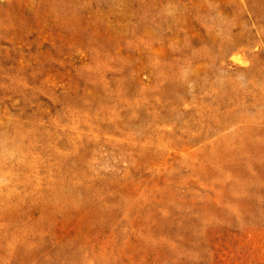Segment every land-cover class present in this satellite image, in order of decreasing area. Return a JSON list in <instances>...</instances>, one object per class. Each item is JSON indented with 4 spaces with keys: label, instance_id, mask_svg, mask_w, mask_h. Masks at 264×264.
<instances>
[{
    "label": "rangeland",
    "instance_id": "rangeland-1",
    "mask_svg": "<svg viewBox=\"0 0 264 264\" xmlns=\"http://www.w3.org/2000/svg\"><path fill=\"white\" fill-rule=\"evenodd\" d=\"M0 264H264V0H0Z\"/></svg>",
    "mask_w": 264,
    "mask_h": 264
}]
</instances>
